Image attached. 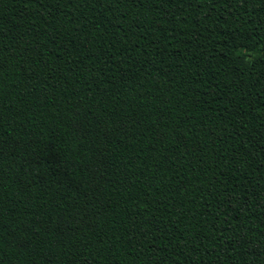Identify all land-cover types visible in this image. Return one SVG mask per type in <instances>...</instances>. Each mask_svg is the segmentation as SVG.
Listing matches in <instances>:
<instances>
[{
  "label": "trees",
  "instance_id": "trees-1",
  "mask_svg": "<svg viewBox=\"0 0 264 264\" xmlns=\"http://www.w3.org/2000/svg\"><path fill=\"white\" fill-rule=\"evenodd\" d=\"M0 264H264V0H0Z\"/></svg>",
  "mask_w": 264,
  "mask_h": 264
}]
</instances>
